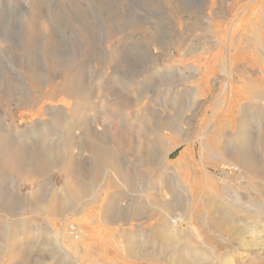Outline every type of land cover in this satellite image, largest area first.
Wrapping results in <instances>:
<instances>
[{"label":"bare ground","instance_id":"obj_1","mask_svg":"<svg viewBox=\"0 0 264 264\" xmlns=\"http://www.w3.org/2000/svg\"><path fill=\"white\" fill-rule=\"evenodd\" d=\"M252 1L254 2V0H250V2ZM73 2L74 0H61V2H59V4H62L64 6V8L62 7L63 10L66 9L67 11L65 12L66 13L65 16H67L68 21L66 25L64 24L63 25L66 29V32H68V30L70 31V33L68 32L69 39L71 40L70 34H72L76 40L75 42L78 43L77 45L80 46L79 48L81 50V55L79 54L76 55L77 53H75L73 55L74 57L71 62L66 54H65L66 58L62 57V54L60 52L62 51L63 48H61V44H59V42L57 41L55 37L56 34L53 33L55 28L53 29V31H51V26H49L50 27L49 28L48 27L49 24H46L47 22L45 21V17H44L45 14L43 10L37 7L36 4H32L31 9L28 12H26L25 15L22 16L23 17L22 18L23 21L21 23L22 28L21 30H19L21 32L17 30L19 33L18 35L15 33L16 31L13 25L8 27L6 26L7 24L5 25L3 21L0 20V109H2V111L4 112L3 117H0V171L4 173V175L9 174L17 177L20 181L24 182L26 186L30 187V191L28 195L26 193L27 195L26 199H23L22 197H20L21 195H16L15 193L13 194V196H10L7 190L8 187L6 189H4L5 186L3 188L0 187V213L5 214L6 215L5 218L7 216L13 217V219H11V222H9L11 224L9 226L13 227V229L12 227H10L11 230L13 231V234H18L17 233L18 228L24 229L27 228V226H29L28 227L29 230L27 228L26 231L35 234V231L31 227L30 222L28 220L20 221L21 217L18 215V213L24 210L29 214H36L46 219L51 217L58 218L59 220H61L63 225L72 227L71 238L74 242L80 243L82 242L81 240L87 238L84 233L86 232V230H84L83 228L89 227L90 216L93 215L90 208L93 204L99 203V207L102 209V216H101L102 222L106 224H108L107 222H109L110 223L109 225L111 226L112 224L111 219L114 217L117 208L116 204H114V200H113L114 193L112 191L113 186H115V187H119V188L121 187L127 189L126 190L127 193L130 192L136 194L135 196L131 194L133 196L132 198H130L131 195H129V198L127 200L129 201L128 203L131 202L132 204L135 203L134 207L132 208L133 209L132 212L134 211V213H136L138 211L139 213L140 209H142V207L144 206L143 204L150 205L151 207L150 209L161 212L160 216H163L165 218L163 224L165 223L164 224L166 228L165 233L169 239H172L173 241H175L176 239H180L182 240L183 243H186L190 239L192 241H199L200 244L201 243L204 244L203 241H205L211 245H214V247L219 250L220 248L229 249L230 246L233 244V243L231 244V241H227L225 244H221L217 240V238L211 237V235L208 233L209 231L206 232L207 235L206 234L201 235L199 229L193 228L194 227L193 225H197L199 223L204 224V222L206 223L209 216L211 219V221L208 220L209 222H213L212 220L216 221L217 219L215 213H217L218 208H221L220 206L224 208V205L228 207V209L230 208L229 210H232L231 214L233 218H236L235 215L236 209L245 211L248 210L250 206L252 207V205L256 208L254 210H257L259 212L260 211L264 212V186L262 185L263 184L262 182L264 181V162H263L264 160L260 161V159H258V157L254 154V151L256 153L259 151L260 157L264 158V127H263L264 125L260 126L257 133L258 136L257 135H256L257 137L255 136L257 140L259 139L260 136V141H258L257 144H256L257 140L255 141V143H251V137L247 131L249 129V126L251 125L246 120V111L248 109L246 108V106L250 107L251 110L254 112L258 111L255 105L248 103L247 101L254 100L256 98H262L264 100V74L263 75L260 74V77L256 79L257 83H254L255 82L254 81L253 84L247 86L248 88L247 93H244L245 89L244 90L239 89V90H235L233 93L232 92L229 93L230 95L233 94L229 109L223 113H218L216 111L215 116L212 120H211L212 117L209 119L207 117V108H202V110L199 113L192 114L193 119H195L196 117L199 118L198 126H196V129H194L193 132H191L193 134L196 133V135H193V138L195 137L198 143H200L198 160L195 161L193 155L196 147L195 146L196 141L190 140L186 144L183 153L180 155L179 159L175 163H170L169 161H167V158L169 156L170 141L167 140L164 136L165 129L163 130V126L164 128H166V130H168L170 134L178 136L180 138L181 137L187 138L188 133L192 130L187 129L188 133L186 132V134H183L182 132H179L180 130L176 128L175 125H173L172 121H166L167 119L164 118L161 119V118H156L155 116L154 117L150 116L149 122L151 121V124L147 129L146 138L147 137L148 139L150 137L154 138L152 139L153 141L150 138L152 142L150 140H149L150 142L147 140L151 150H148L149 147L146 148V145L142 146V144L132 139L134 143L133 148L136 150L137 155L134 158L133 155L135 154H133L131 158L132 159L134 158L135 162L137 163V167L135 169H128L127 167H124L125 165L122 164L123 162H121L119 158L121 153L120 155H118L117 148L118 146L121 147L122 145L125 147V144L127 146L132 147L131 139L128 137L129 141L124 140V138H121V134L115 132L116 130L111 131L108 135L106 134L107 136H105L106 138L104 139L101 136L102 134L100 135L95 133V131L92 130L90 126V121L88 116L90 111L96 110V103L94 101L95 98L100 99L102 101L104 111H108V108H105L107 107L106 104H108L110 108L116 109V107L119 108L120 106L119 103L122 101L118 99L121 96L120 97L116 96L117 94L119 95V93L116 94L115 92H114L116 94L115 96L117 97L115 100L112 99L110 100V98H106L107 97L106 95H108V97L113 95L112 91L113 88H115V86L112 88V85H109V83H107V80L100 79L97 80L96 81L97 83L95 84H91L90 82L86 81L84 70L82 69L85 65L83 66L82 62L80 63V57L82 56L83 58L82 60H84L85 63H86V59L89 56L92 57L93 55H95L97 57L96 55L97 53L94 52L93 50L94 49L93 40L96 41L98 39L99 34L98 35L96 34L95 31L96 27L94 28L93 26L94 23L92 24L94 20L91 22L90 21L91 19L87 17L88 16L87 13L86 12H85L86 14L84 13L83 11L84 9L83 10L81 9L84 7L85 3L82 5V7L81 5H79V9H80V13H79L76 10V7L78 8L77 4H79L78 3L79 1L77 2L76 7L74 6ZM146 2L148 3V8L152 6V0H147ZM227 2H228L227 0H211L208 5L205 3L203 4V6L197 4L196 8L198 9L200 20L203 23V26H201L200 24V28H199V30L202 33L201 40L199 42L190 40L184 42L183 44H180L179 42L175 41L174 43L171 44V47L173 46L172 50H176V54H181V56L183 57L185 56L186 58H190V57L194 58L195 56H207L210 50L213 49L211 46V40L210 38H208L209 26L212 23H214L215 26H219L220 28H222V31H226L227 23L228 24L231 23L232 25L230 29L231 31L229 33V37L227 41L228 45L229 46L231 45V47L234 46L233 50H236L237 54L239 52V54L241 55H252V58L255 61V63H259V62L261 64L262 62L264 63V48H262L261 46L262 40L257 38L256 45L254 46L253 37L249 35H246L245 37L243 36L244 34L248 33L245 31V27L247 28V25L252 20L257 19L256 18L257 16L256 17L254 16V14L256 13L253 12H250V14L247 13L249 17L247 18L249 19V21L244 22L246 16L243 17V15L245 13L242 14L240 18L237 19V17L240 15V13L237 12L238 14L237 17L234 19L235 21L233 20L230 22L229 16H231V14H229V12L227 11V7H228L226 6ZM93 3H95V5H97L100 8L99 11H101L102 13L101 16H104L103 21L106 23V24L104 23L105 25L111 22L112 25L115 24L118 27V29L124 30L118 34L119 35L118 37H122L120 35L122 33H125V31L126 32L128 30L132 31L134 29L137 30L136 28L140 29L142 32L140 36H136V40L134 41L136 43L139 40H142L141 35L147 38V40H152L150 39V37L152 38V34L153 33L157 34L156 23H150L149 25H147L149 27H145L144 25H141L139 23L135 25V23L133 22L134 19H132L131 16L127 15L128 17L127 18L125 16V13L122 15L117 14L118 12L115 13L117 8H115V11L113 12L112 9H110L104 1L94 0ZM86 4L88 5V3ZM110 4L113 3L110 2ZM137 4L139 5L140 3ZM214 4L219 5L217 10L212 8ZM154 5L156 6V8L160 9L162 13L164 12V16L166 15L171 16V14H178L180 12L179 11L180 6L171 0L164 1L165 7L163 6V0H157L154 3ZM87 7H89L88 9L90 10V6L88 5ZM129 7L131 8V6ZM142 8L148 14L147 12L148 9L146 8L145 10L144 7ZM251 9L252 11H255L254 10L255 5L250 7V10ZM154 12H157L155 11V8L154 10H149V13H154ZM55 13L56 15L58 14L57 12ZM190 14L192 15V12ZM108 18L111 19L112 21H108L109 20ZM186 18L187 20H190V18L188 17ZM215 18H219L221 21L216 23V21L214 20ZM50 20L48 19V21ZM120 20H126V21L120 22ZM97 23L100 22L97 21ZM187 24L190 26L191 31L197 27L196 22H192V23L187 22ZM187 24L185 23V26H187ZM108 26L111 25L108 24ZM114 26H112V28ZM248 28L250 29V27ZM116 30L114 29L115 32ZM125 34L127 35V33ZM137 34H139V32ZM234 38H236L237 41H234ZM101 39L103 41V38ZM39 42H41L42 45L40 51L41 54L39 56L40 58L38 59ZM117 45H119V43ZM153 45L159 49V45H156V43L155 44L153 43ZM126 46L128 47L127 44ZM132 46H134V44ZM108 48L110 47H107V49ZM120 51H123V49ZM79 52L80 51H78V53ZM123 52L114 53L117 55L112 54V52L111 53L108 52V55L106 54L107 62L109 59L108 62L109 64L107 63L109 65V68L114 60H115L114 62L121 61L122 64L125 63V65H127V63L123 61L124 59ZM256 52H259V55H256ZM109 54L111 55V57L108 58ZM261 54L262 57H260ZM159 57L165 60L167 63H171V64L178 63L173 59L172 52L167 49L163 50V54L161 55L159 54V56L156 55L154 61L156 62V60H158ZM215 58L216 57H214L213 59ZM4 60L5 61L7 60L6 69L8 72L4 69L3 66V64L5 63ZM97 61L98 60L96 59V64ZM199 61L200 63H204L205 58L204 57L203 59L200 58ZM210 62L211 59L209 58V60L205 62L204 65L202 66L204 68H207ZM188 63L189 62L187 63L183 62L184 66L187 69V76L184 77V79L189 84V86H186V83L184 86L183 85H179V86H182L183 90L189 89L192 92V95L194 97H197L198 95L202 94L201 89L197 84L199 93L197 91L194 92L192 90L193 89L192 84H196V82L199 81V83L204 85L205 79H203V77L196 72V69L193 66L189 65ZM226 63L228 62L226 61ZM112 68H114V66L111 67V69ZM121 71H124V68H121ZM103 76H105V74ZM115 76L116 74L114 75V77ZM11 78L15 80V83L14 80H12ZM227 89H228V84L227 86L223 87V90L226 91ZM243 94L246 95L244 96V98L242 97ZM241 101L244 102V107L242 106L240 109H238V105ZM52 103L56 105V106L54 105L56 107L55 109L51 108ZM11 104H15L16 108H22V110H24L17 112V115L15 116L16 122L19 125L21 123H26L25 126H23L24 130H27L28 132L31 131L32 133L33 130L35 129L38 128L44 129L45 127H47V125L52 124L53 127L56 128V130L58 128L59 131L60 129H62L61 130L62 132H60L61 134H58L57 138L56 137H53L54 139L51 138L52 140H50V136L49 139L42 137L41 140L39 139L40 141L38 143L37 142L38 140L34 139L36 138L37 134L35 135L34 133L35 136H32V138L34 139V141H36V143H38V145H36V149L32 153H29L28 155L29 145L32 144L33 142L30 141L31 143H29L28 142L29 138L27 140V137H24L25 135L21 136L20 132H22V129L18 128L13 123V121L10 122L6 121V116H9L12 120L15 115V111H11L12 113H9L10 111L9 107ZM63 104H65L69 108V111H66L65 105ZM16 108L14 110H16ZM220 108L222 109V107ZM237 109L240 111L239 112L240 116L239 118H237L239 120H235L236 115H234ZM178 115L179 114H175L173 118L177 117ZM251 115L249 117H251ZM44 117L46 120H44ZM113 118L115 117L113 116ZM173 118L172 120H174ZM183 119L184 118L182 117L181 118L177 117V119L175 118V120L178 121L180 120L182 121ZM213 120L216 121L214 125H213ZM255 121L257 120L255 119ZM260 121L261 120H259V122ZM97 123L101 124L103 122H100L98 120ZM207 124L209 125L211 124L212 126L208 127ZM256 124L258 125V122ZM151 126H154L152 127L153 129L151 128ZM252 129L255 130V127ZM49 130H52V128ZM37 131H39L40 133L41 129ZM45 132L48 133L46 130ZM252 132H250L249 130V133ZM57 133L59 132L57 131L56 134ZM19 134H20V139H19ZM44 134L45 133L43 132V135ZM40 135L42 136V134ZM46 135L48 136V134ZM46 135H44V137ZM41 136H39V138ZM22 138L25 140L23 141ZM252 144L255 145L253 146L255 149L254 151L252 150ZM49 148H51V151ZM84 152L88 153L87 156L90 157L87 156L84 157L85 156ZM76 155L81 158V161H79L81 163L76 162L77 160ZM85 158H89V160L86 159L88 160V168L84 167L87 166L84 163L86 162L84 160ZM113 160L115 162L114 164L116 165L115 167H118V170L114 168V166L113 168H111L112 167L111 163H113L112 162ZM49 163H51V166ZM213 166L215 169L219 168L218 170L221 171L220 172L221 177L228 180L221 188H218L217 185H213V184L210 185L209 187L204 185V182H207V180L212 178L208 169H211V167ZM50 171L55 172L59 175L58 183L60 186L55 185L57 188L50 186L52 188L47 189L48 188L47 185L50 184L49 178H47V176L50 175ZM153 172L154 173L156 172V175L158 174L161 175V179H165L167 184L168 185L170 184V186H172L173 188L178 187V189H181V186L184 187L183 189H181L182 191L181 193H179L180 195L178 196L174 195L175 198L172 197L173 200L169 203V207L171 208L175 207L176 210L180 212L179 215L178 214L172 215L170 213L171 208L168 209L169 208L168 206L160 203L159 201L160 199L158 196L159 193L161 192L160 190H157L156 188H152V190L151 188L143 189V187L139 188L138 185H137L138 187L135 186L136 180L141 178L143 181L145 179H149L150 176L153 174ZM127 177L130 182L126 180ZM257 179L258 181L261 180L263 181L257 182ZM142 180L139 181L142 182ZM242 180H244L243 182L246 183L247 188L242 185ZM114 184H118V185H114ZM141 186L143 185L141 184ZM155 186L156 185H154V187ZM173 188L172 191L176 190L175 188L174 189ZM202 188H204V190H202ZM240 188L243 190H241ZM244 190L248 194L247 198L245 197L246 196L245 194H243V196L241 195L242 194L241 192ZM227 193L228 194L230 193L233 196V198L231 196L227 200L224 197V195H226ZM218 194H220V196H218ZM122 197H124V194H122L120 198ZM167 209L168 211L165 212V210ZM203 212L205 214L206 212H211V213H208V216L206 217L205 215L204 217ZM164 213L166 214L165 216ZM198 214H202L201 219H200V215ZM224 216H227V214L225 213ZM1 217L2 216H0V218ZM245 217L246 216L242 218ZM8 218L6 219L8 220ZM157 218H159V216ZM221 218L222 217H220V219ZM77 222L79 224H82L83 228H80V225ZM184 226L190 228L188 235H187L188 228L184 229ZM39 231L41 233L44 230H39ZM222 232H224V230ZM25 233L26 232L22 231L20 234H25ZM151 233H157V232L156 230H153ZM114 235L115 232H107V234H105L106 238L108 239L113 238ZM2 244L3 243L1 242L0 248H2L3 245L6 247L5 244L3 245ZM96 244L100 245L99 243ZM129 245L135 248V244L133 242L129 241ZM189 245L191 247L186 246L187 250L181 248L180 251L181 254H178L179 256H176V258H171L173 264H195L197 262L195 258L188 255L189 254L188 248H192V247L196 248L197 245L193 246V244L191 243ZM54 246L48 247L50 249V253L52 254V258L50 260L54 259L57 255H60L58 251L61 248L58 245H56L55 247ZM240 246L244 250L243 252L249 253L251 250L250 247L254 245L251 243V241L244 242V240H242V244H240ZM255 246L257 247V245ZM89 249H91L95 253V257H98L99 260H107L106 252L98 251L99 249L97 250L96 245H94L91 248L88 247L86 250L87 253ZM182 249L185 250L183 252L188 253L186 254L187 255L186 258L185 256L183 257ZM263 249L264 248L262 247L261 250ZM200 251L202 253L204 252L203 250ZM124 252L126 253V256L129 257V261L125 262V264H129V262H131L130 260L138 261L139 264L147 263L146 262L147 259L134 258L132 252H130V247L129 249L124 248ZM234 252H238V250L235 249ZM0 253L10 254L9 261L14 262V258L16 256H20L21 251L18 249L17 244L14 242V244L11 245V248H9V251H3L2 249H0ZM225 253L223 255L224 257H226V259H228L229 254L227 253L225 254ZM64 254L67 253L64 252L63 256ZM114 254L117 255V252ZM143 255L147 256L149 254L143 253ZM202 255L203 256L200 257L201 258L200 260H206V254L203 253ZM155 257L156 258L154 259H156L157 261L160 260L158 256ZM209 257H211V255ZM232 258L234 260L233 259L232 261L228 260L227 264H243V263L264 264V254L261 260H255L256 258L255 257L253 260L250 261L246 259L245 262L243 263L241 262L242 258L240 257H232ZM205 262L208 261L206 260ZM131 264H136V263L131 262Z\"/></svg>","mask_w":264,"mask_h":264},{"label":"rangeland","instance_id":"obj_2","mask_svg":"<svg viewBox=\"0 0 264 264\" xmlns=\"http://www.w3.org/2000/svg\"><path fill=\"white\" fill-rule=\"evenodd\" d=\"M102 1H104L106 3V5L110 9H112L113 12L115 11V8H117L115 13L118 12L117 14H119V15H122L125 13L126 17H127V15L131 16V18L134 19L133 22L135 23V25L139 23L141 25H144L145 27H149L147 25H149L150 23H156L157 24V34H154V33L152 34V38L150 37V39H152V40H147V38H145L143 35H141L142 40H139L136 43V42H134L136 40V36H140V34L142 33L140 29L136 28L137 30H135V29H134L135 31L134 30H132V31L128 30L129 32L125 31V33H127V35L125 33H122L120 35L122 37H118L119 36L118 34L124 30L118 29V27L115 24L112 25L111 22L107 23V25H105L106 23L103 21L104 16H101L102 13H101V11H99L100 8L97 5H95V3H93L94 0H86V1L81 0V2H80V0H77V1L74 0L75 3L73 2V4L75 7H76L77 2L79 3V4H77L78 8L76 7L77 12H79V13H80L79 5H81V7H82V5L85 3L84 7L81 9L82 10L84 9L83 10L84 13L86 12L88 15V16L87 15H85V16H87L89 19H91L90 20L91 22L94 20V22H92V24L94 23L93 26H94V28L96 27L95 28L96 34L97 35L99 34L98 39L96 41L93 40V46H94L93 50H94V52L97 53L96 54L97 57L95 55H93L92 57L89 56L86 59V63L84 60H82L83 59L82 56L80 57V63L82 62V65L83 66L85 65L82 69L84 70L86 81L90 82L91 84H95V83H97L96 82L97 80H100V79L107 80V83H109V85H112V88L115 86V88H113V91H112L113 95H111L110 97H108V95H106L107 96L106 98H110V100L111 99L115 100L117 98L116 96H118V97L123 96L122 97L123 99L120 97L122 100L120 98H118L120 101H122L119 103L120 104L119 108L118 107H116V109L110 108L108 106V104H106L107 107H105V108H108V111H104L102 101L100 99L95 98L94 101L96 103V110L90 111L89 116H88L91 129L94 130L95 133H97V134H100V135L102 134L101 136L104 139L106 138L105 136H107L111 131H114V130H116L115 132H117L118 134H121V138H124V140H126V141H129L128 140V137H129L131 139V142H132V147L127 146L126 144H125V147L123 145L121 147L118 146L117 153H118V155H120V153H121L122 156L120 155L119 158H120L121 162H123L122 164L125 165L124 167H127L128 169H135L137 167V163L135 162L134 158L136 157L137 152L133 148L134 143H133L132 139L134 141H137L138 143L142 144V146L146 145V148H148L149 143L147 142V140L149 141L150 138H151V140L154 139L153 137H150L149 139H148V137L146 138L147 129L151 124V121L149 122L150 116H152V117L155 116L156 118H161V119L164 118V119H167L166 121H172L173 125H175V127L180 130L179 132H182L183 134H186V132L188 133L187 129L192 130V131L189 130L190 132L188 133L187 138H182V137L180 138L178 136L170 134L168 132V130H166V128H164V126H163V130L165 129L164 130V136L167 140L170 141L169 142L170 143L169 156L167 158V161H169L170 163H175L179 159L180 155L183 153V151L186 147V144L190 140L196 141V145H195L196 147H195L193 155H194V160L195 161L198 160L199 151H200L199 150L200 149V143H198V141H197V139H195V137L193 138V135H196V133L193 134L191 132H193L194 129H196V126H198V119L199 118L196 117L195 119H193L192 114L193 113L197 114L202 110V108H207V117H208V119L212 117L211 118V120H212L215 116L216 111L218 113L226 112L230 107L231 100L233 97V94L230 95L229 93H231V92L233 93L235 90H239V89H242V90L245 89L244 93H247V91H248L247 86H250L251 84H253L254 81H255L254 83H257L256 79L258 77H260V74H262V75L264 74V63L263 62H262V64L260 62L255 63V61L252 58V55H241V54H239V52L237 54L236 50H233L234 46L231 47V45L230 46L228 45L227 41H228L229 33L231 31L230 30L231 26H232L231 23L230 24L227 23V26H226L227 30L226 31H222V28H220L219 26H215L214 23H212L209 26L208 38H210V40H211V46L213 49L210 50V52L207 56H195L194 58H192V57L186 58L185 56L184 57L181 56V54H176V50H172L173 46L171 47V44L174 43L175 41L179 42L180 44H183L184 42L190 41V40H193L196 42H199L201 40L202 33L199 30V28H200V24H201V26H203V23L200 20V15L198 14V9L196 7H197V4L200 6H203L204 3L208 5L211 0H206V2H205V0H171L180 6V9H179L180 12L178 14H171V16H169V15L164 16V12L162 13V11L160 9L156 8L154 3L157 0H152V6H150L149 8H148V3L146 2L147 0H120L121 3L118 0L117 1L116 0H102ZM164 1L165 0H163V6L165 7ZM227 1H228L226 3L227 4L226 6H228L227 11L229 12V14H231V16L228 15L230 22L233 21L237 17V14H238L237 12L240 13V15L237 17V19L240 18V16L245 13L243 15V17L246 16L244 19V22L249 21L248 14H250V12L256 13V14H254V16L255 17L257 16L256 17L257 19L252 20L250 22L252 25L250 23L247 25V28L250 27L251 30L249 28L247 29L245 27V31L248 33L244 34L243 36L245 37L246 35H249V36L253 37L254 38V41H253L254 46L256 45V39L259 38L260 40H262L261 46H262V48H264V15H262V14H264V0H254V2L253 1L250 2V0H227ZM59 2H61V0H0V20H2L5 25L7 24L6 26H8V27L13 25L15 27V31H16L15 33L18 35L19 34L18 31L21 30V28H22V24H21L23 21L22 16L25 15L26 12H28L31 9L32 4H36L37 7L41 8L43 10V12L45 14L44 15L45 21L47 22L46 24H49L48 27L51 26V31H53V29L55 28L53 33H55L57 35V36L55 35V37H56L57 41L59 42V44H61V48H63L62 51L60 52L62 54V57L66 58V55H67L68 59L71 62L73 60V57H74L73 55L75 53H77L76 55H78V54L81 55V50L79 48L80 46L77 45L78 43L75 42L76 40L72 34H70L71 40L69 39L68 32L70 33V31L68 30V32H66V29L64 27V25H66L67 21H68L67 16H65L66 15L65 12H67V11H66V9L63 10L64 6L62 4H59ZM110 2L113 4H110ZM86 3H88V5L90 6V10L88 9L89 7H87L88 5ZM137 3H140V4L138 5ZM115 4H116V6H115ZM251 5L252 6L255 5V9H254L255 11H252L253 8L250 10V7H252ZM110 6L111 7L113 6V7L111 8ZM129 6H131V8ZM132 6H133V8L134 7L135 8L133 9ZM218 6L219 5L214 4L212 6V8L217 10ZM142 7H144L145 10H146V8L148 9L147 10L148 14L143 10ZM210 7H211V5H210ZM136 8L138 11L136 10ZM138 8L140 9V11ZM154 8H155V11H157V12L149 13V10H154ZM78 9H79V11H78ZM130 9H131V11H130ZM62 10L64 13L62 12ZM132 10H133V12H132ZM55 12H57L58 14L56 15ZM91 12L92 13L94 12V13L92 14ZM191 12H192V15L190 14ZM53 14H55L56 17ZM94 14L96 15L97 21H99L100 23H97ZM60 16H61V18H60ZM186 17L190 18V20H187ZM48 19L49 20L51 19L52 21L51 20L48 21ZM214 20L216 21V23L221 21L219 18H215ZM55 21H57V22H55ZM59 21H61V22H59ZM108 21H112V20L109 19ZM125 21L126 20H120V22H125ZM255 21H258V22H255ZM187 22H190V23L196 22L197 27L191 31V28L187 24ZM185 23L187 24V26H185ZM108 24H110L111 26H108ZM52 25H53V27H52ZM112 26H114L115 28L114 27L112 28ZM96 29L98 30V32ZM114 29L115 30L117 29L118 31L116 30V32H115ZM240 29H241V27H240ZM100 30L103 32H101ZM111 30H113L114 32ZM110 31H111V33H110ZM19 32H21V31H19ZM138 32H139V34H137ZM100 33H101V35H100ZM106 34H107V36H106ZM237 35H239V34H237ZM110 37H111V39H110ZM237 37H239V36H237ZM101 38H103V41ZM106 38H108V39H106ZM119 38H121V39L123 38L125 40H123V39L121 40ZM148 38H149V36H148ZM105 40H106V42H105ZM73 41H74V43H73ZM234 41H237L236 38H234ZM39 43H38V48H39L38 49V59L40 58L39 56L41 54L40 51H41V45H42L41 42H39ZM118 43H119V45H117ZM153 43L154 44L156 43V45H159V49L156 48L153 45ZM70 44H71V46H70ZM126 44L128 45V47L126 46ZM133 44H134V46H132ZM213 44H214V46H213ZM261 46H260V48H261ZM107 47H110V48L107 49ZM117 47H118V50H117ZM122 49L125 53L123 51H120ZM164 49L170 50L173 54V59L176 62H178L179 64L178 63H172V64L167 63L165 60H163L160 57L155 62L154 60H155L156 55L159 56V54L160 55L163 54ZM110 50H111L112 54H114L116 52H123V54H124L123 55V58H124L123 61L126 62L127 65H125L124 62H123L124 64H122L121 61L120 62H118V61L114 62L115 61L114 60L113 61L114 65L112 63V65L109 68V65H108L109 59L107 62L106 54L108 55V52L111 53ZM78 51H80V52L78 53ZM98 54H99V56H98ZM125 54H126V56H125ZM101 55H103V56H101ZM114 55H117V54H114ZM256 55H259V52H256ZM241 56H243V57H241ZM109 57H111L110 54H109L108 58ZM203 57L205 58V62H207L209 60V58L211 59V62L207 66V68H204L202 66V65H204L205 62L200 63V61H199V59L200 58L203 59ZM214 57H216V58L213 59ZM260 57H262V54L260 55ZM96 59L98 60L97 64H96ZM226 61L228 63H226ZM4 62L5 63L3 64V66H4V69L7 71V69H6L7 68V66H6L7 60L6 61L4 60ZM183 62L184 63L189 62L188 64L193 66L196 69V72L199 75H201L203 77V79H205L204 85L199 83V81H197L198 83L196 82V84H192V87H193L192 90L194 92L197 91L199 93V89H198L197 84L199 85V87L201 89L202 94L198 95L197 97H194L192 95V92L189 89H185V87H184L185 90H183V87L179 86V85L184 86L185 83H186V86H189V84L184 79V77L187 76V69L184 66ZM155 64H156V66H155ZM113 66H114V68L111 69V67H113ZM121 68H124V71H121ZM104 74H105V76H103ZM113 74L114 75L116 74L117 77L116 76L114 77ZM11 79L14 80L13 78H11ZM92 79H94V80H92ZM183 79L185 82L183 81ZM113 81H115V82H113ZM14 83H15V80H14ZM110 83H112V84H110ZM227 84H228V89L225 91V90H223V87L227 86ZM114 92L116 94L119 93V95L118 94L116 95ZM244 96H246V95L243 94L242 97L244 98ZM242 101L239 103L238 109H240L242 106L244 107V102H242ZM247 102L255 105L256 109L258 110V111L254 112L251 110L250 107L246 106V108H248L246 111V120L251 125V126H249V129L247 131L251 137V143H255V141L257 140L256 137L258 136L257 135L258 129L260 128V126L264 125V122H263L264 121L263 120L264 119V114H263L264 113V100L262 98H256L254 100H249ZM54 105L55 104L52 103V106H51L52 109L56 108L55 107L56 105L55 106ZM63 105H65V104H63ZM15 106H16L15 104H11L9 107V110H10L9 113H12L11 111H15V115L13 117L14 120L13 119L11 120V118L9 116H6V121L7 122L13 121V123L18 128L22 129V132H20L21 136L25 135L24 137H27V140L29 138V140H28L29 143L33 142L32 143L33 145L30 144L32 149L29 145L28 155H29V153H32L36 149V145H38V143L42 139V137L49 139V136H50V140H52V139H54L53 137L57 138L58 134H61L60 132H62L61 131L62 129H60V131H59V128L56 130V128H54L52 124L47 125V127H45L44 129L43 128L35 129L36 131L33 130L32 133H31V131L28 132L27 130H24L23 126H25L26 123H21L22 125L21 124L19 125L16 122V118H15V116L17 115V112L24 111V110H22V108H16ZM220 107H222V109ZM223 107H224V109H223ZM15 108H16V110H14ZM65 109H66V111H69V108L66 105H65ZM238 109L234 113V115H236L235 120H239V119H237L240 116L239 115L240 111ZM3 113L4 112L2 111V109H0V117H3V115H4ZM251 113H252V115H251ZM175 114H179L177 117L178 118L182 117L185 120L184 119L182 121L181 120L180 121L175 120V118L177 119V117L173 118L175 116ZM110 115H111V117H110ZM250 115H251V117H249ZM261 115H262V117H261ZM113 116L115 118H113ZM254 117L257 121H255ZM172 118L174 120H172ZM250 119H251V121H250ZM258 119L261 121L259 122ZM25 120H26V118H25ZM44 120H46L45 117H44ZM98 120L100 122H103V123L98 124L97 123ZM188 120H191V121H188ZM185 122H187V123H185ZM215 122L216 121L213 120V125ZM257 122H258V125L256 124ZM48 123H50V122H48ZM190 123H191V125H190ZM211 124L210 125L207 124V126L208 127L212 126ZM236 124H237V121H236ZM50 126H51L53 131L49 130V129H51ZM152 127H154V126H151V128ZM254 127H255V130L252 129ZM40 129H41V131L39 133V131H37V130H40ZM45 130L48 133H46ZM249 130H250V132H252V131L253 132L249 133ZM256 130H257V132H256ZM55 131L56 132L58 131L59 133L56 134ZM43 132L45 133L44 135L48 134V136L46 135L44 137ZM119 132H121V133H119ZM30 133H31V135H30ZM34 133H35V135L37 134L36 138H34V139L35 140L37 139L38 143H36V141H34V139L32 138V136H35ZM38 134H39V136H41L40 134H42V136L39 138ZM19 139H20V134H19ZM24 140L25 139H23V141ZM258 141H260V136H259V139L256 141V144ZM152 145H154V144H152ZM253 146H255V145L252 144V150L254 151L255 149ZM49 149L51 151V148H49ZM148 150H151L150 147ZM84 154H85L84 157H86L88 155V153H86V152H84ZM133 154H135V155H133ZM254 154L258 157V159H260V161L264 160V158L260 157L259 151L257 153L254 151ZM132 155L134 157L133 159L131 158ZM87 157H90V156H87ZM76 159H75L76 162L81 163V162H79V161H81V158L79 156L76 155ZM86 159L89 160V158L84 159L86 161L84 163L87 166H84L83 164L82 165L85 168H88V160H86ZM112 162L113 163H111V165H112L111 168H113V166H114V168H116L118 170V167H115L116 165L114 164L115 163L114 160ZM49 164L51 166V163H49ZM212 168H214V166L211 167V169H208L212 178L207 180V182H204V185L209 187L210 185L213 184V185H217L218 188H221L228 180L221 177V175H220L221 171L218 170L219 168H217V169H215V168L212 169ZM1 175H2V177H1ZM0 177H1L0 178V187L3 188L5 186L4 189H6L8 187L7 190L9 192L10 196H13V194L15 193L16 195H21L20 197H22L23 199L27 198V195L30 191V187L26 186L24 184V182L20 181L15 176H12L9 174L4 175V173H2L1 171H0ZM58 177H59V175L57 173L50 171V175L47 176V178H49V183H50L47 185V187H48L47 189H50L52 187L57 188L56 187L57 185L60 186L58 183ZM5 179H6V181H5ZM126 180L129 181L128 177L126 178ZM139 180L141 181L142 178L135 181L136 187H138V186H139V188L143 187V189L151 188V190H152V188H156L157 190H160L161 192L158 195L159 199H160L159 201H160V203H162L168 207H169V203L173 200V198H175V196L180 195L179 193H181V191H182L181 189L184 188L183 186H181V189H178V187L177 188L174 187L176 190L172 191L173 187L170 186V184L168 185L167 182L165 181V179H161V175H159V174L156 175V172L155 173L153 172V174L150 176L149 179H145L144 181L142 180V182L144 184L142 182H140ZM243 181L244 180H242V185L247 188L246 183ZM262 181L263 180L258 181V179H257V182H262ZM262 183H263L262 185L264 186V181ZM141 184L143 186H141ZM114 185H118V184H114ZM154 185H156V186L154 187ZM50 186H52V187H50ZM126 190L127 189H125V188H121V187L119 188V187L113 186V190H112L114 193L113 200H114V204H116L117 208H116V213H115L114 217L111 219V222H112L111 226L109 225L110 224L109 222H107L108 224L102 222V220H101L102 209L99 207V203L93 204L92 205L93 208H92V206L90 208L93 215L90 216V224H89L88 228H85V227L83 228L82 224H79L77 222L80 225V228H83L84 230H86V232H84L85 236L87 238L89 236V238H88L89 240L86 238L84 240H81L82 242H80V243L79 242L76 243L72 240V238H71L72 227L63 225L61 220H59L58 218L51 217V218L46 219V218L40 217L36 214H29V213L25 212L24 210L20 211L19 212L20 214L18 213V215L21 217L20 221L28 220L30 222L31 227L35 231V234H32L29 231H26L27 228L29 227V226H27V228H24V229L18 228V231H19V232L17 231V233L19 234L18 235V234H13V231L10 228L12 226H9V225H11L9 222H11V219H13V217L7 216L6 218L9 217L8 218L9 221H8L5 218L6 215L3 213H0V216H2L1 217L2 219L0 218L1 219L0 220V228H1L0 229V240H1L0 244L2 242L3 244L6 245V247H5L2 244L3 246L0 249H2L3 251H9V248H11V245L14 244V242H15L17 244L18 249L21 251L20 256H16L14 258V262L9 261L10 260V258H9L10 254L0 253V264H95V263L96 264H125V262L129 261V257L126 256V253L124 252V248L129 249V247H130V252H132L133 257L136 259L137 258L138 259H143V258L147 259L146 262L149 264H173L171 261L172 260L171 258H176V256H179L178 254H181V252H180L181 248L187 250L186 246L191 247L189 245L190 243L193 244V246L197 245L196 248H194V247L188 248L189 254L187 252H183L185 250L182 249V252H183L182 254H183V257L185 256V258L187 256L186 254L195 258L197 261L195 264H227L228 260L232 261V259H233L232 257L242 258L241 262L243 263V262H245L246 259L250 261L256 257L255 260H261L263 257L264 249L263 250H261V249H262V247L264 248V212H262V211L259 212L257 210H254L256 208L253 205H252V207L250 206L248 208V210H245V211L236 209V212H237V213L235 212L236 218L232 217V214H231L232 210H229L230 208L228 209V207H226L225 205H224V208L222 206H220L222 209L218 208L217 213H215L216 219H217L216 221L212 220L213 222H209V221H211L210 216H209V218H208L209 221L207 220L206 223L204 222V224L199 223L197 225H193L194 226L193 228L199 229L201 235H205V234L207 235L206 232L209 231L208 233L211 235V237L217 238V240L221 244H225L227 241H231V244L233 243L229 249L220 248V250H219V249L215 248L214 245H211L205 241H203L204 244H202V243L200 244L199 241H192L190 239L186 243H183L182 240H180V239H176L177 241L176 240L173 241L172 239H169L165 233V231H166V228L164 226L165 223L163 224L165 218L163 216H160L161 212L150 209L151 208L150 205H147V204H143L144 206L142 207V209H140V212H139L140 214L138 213V211L136 213H134V211L132 212V210H133L132 208L134 207L135 203L134 204H132V202L128 203L129 201H127V200L129 198V195L133 194L135 196L136 194L130 193V192L127 193ZM202 190H204V188H202ZM241 190H243V189H241ZM26 193H27V195H26ZM241 193H242L241 194L242 196H243V194H245L246 196L245 195L244 196L246 198L248 197V194L245 190L242 191ZM122 194H124V197L120 198L122 196ZM218 196H220V194H218ZM231 196L232 195L230 193L229 194L227 193L226 195H224V197L227 200ZM132 197L133 196L131 195L130 198H132ZM232 198H233V196H232ZM229 203H231V202H229ZM95 205H96V207H95ZM147 206H148V208H147ZM170 208L171 207H169L168 209H170ZM236 208H238V207H236ZM168 209L165 210V212L168 211ZM98 210H100V211H98ZM258 212H259V214H258ZM170 213L172 215H177V214L179 215L180 214V212H178L175 207L170 209ZM208 213H211V212H206V214L203 212L204 217H205V215L207 217ZM225 213L227 214V216H224ZM165 215L166 214L164 213V216ZM198 215H200V219H201L202 214H198ZM243 215L246 217L242 218V217H244ZM158 216H159V218H157ZM219 216L222 218L220 219ZM147 219H150V220H147ZM262 220H263V222H262ZM185 228H188V231H187L188 232L187 235H188L190 228L187 226L186 227L184 226V229ZM12 229H13V227H12ZM21 229H23V230H21ZM28 230H29V228H28ZM39 230H44V231H42L40 233ZM97 230H99V231H97ZM153 230H156L157 233H151ZM223 230H224V232H222ZM22 231L26 232L25 233L26 235L20 234ZM106 231L107 232H115V235L113 236V238H109V239L106 238V236H105V234H107ZM9 232L10 233L12 232V233L10 234ZM158 232H160V233H158ZM27 233H29V234H27ZM223 233H225V234H223ZM148 235H149V237H148ZM14 239H15V241H14ZM26 240L27 241L29 240V241L27 242ZM242 240H244V242L251 241V243L254 246L250 247V249H251L250 252H252L253 254L250 252L249 253L243 252L244 250L240 246V244H242ZM129 241H131L135 244V248L133 246L129 245ZM237 241L239 244L237 243ZM96 243H99L100 245H97ZM187 243H189V244H187ZM177 244H179V245H177ZM54 245L55 246L58 245L61 248V249L59 248L60 250L58 251L60 255H57L54 259L50 260L52 258V254L50 253V249L48 247H51ZM94 245H96L97 250L99 249L98 251L106 252V255H107L106 259L107 260H99L98 257H95V253L91 249H89L88 253L86 252L88 247L91 248ZM138 245H140V246H138ZM255 245H257V247ZM7 246H8V248H7ZM82 247H84V248L86 247V248L84 249ZM107 249H108V251H107ZM175 249H176V251H175ZM178 249H179V251H178ZM235 249H237L238 252H234ZM200 250L204 251L203 253L206 254V260L208 262H205L206 260H200L201 259L200 257L203 256L202 255L203 253ZM45 251H47V252H45ZM64 252L67 254H64V256H63ZM113 252L114 253L117 252V255L114 254ZM225 252L227 254H229L228 259H226V257H224V255H223ZM143 253L149 254V255L144 256ZM194 253H196V254H194ZM210 255H211V257H209ZM152 256H153V258H152ZM155 256H158L160 258V260L157 261L156 259H154V258H156ZM248 257H249V259H248ZM216 260H217V262H216ZM130 261L133 263L135 262L136 264H139L138 261H135V260H130ZM198 261H201L202 263L198 262ZM131 262H129V264H131ZM146 262H144V263H146Z\"/></svg>","mask_w":264,"mask_h":264}]
</instances>
